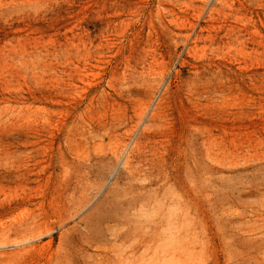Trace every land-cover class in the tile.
<instances>
[{"label": "rangeland", "instance_id": "374dc122", "mask_svg": "<svg viewBox=\"0 0 264 264\" xmlns=\"http://www.w3.org/2000/svg\"><path fill=\"white\" fill-rule=\"evenodd\" d=\"M0 264H264V0H0Z\"/></svg>", "mask_w": 264, "mask_h": 264}, {"label": "bare ground", "instance_id": "6f19581e", "mask_svg": "<svg viewBox=\"0 0 264 264\" xmlns=\"http://www.w3.org/2000/svg\"><path fill=\"white\" fill-rule=\"evenodd\" d=\"M168 76H169V75H168ZM167 78H168V77H167ZM166 80H168V79H166ZM163 81H165V80H163ZM165 82H167V81H165ZM163 83H164V82H163ZM126 84H127V83H126ZM135 84H136V83H135ZM133 85H134V84H133ZM133 85H132V84L126 85V86H127V90H128L129 92H133V91L137 90V89L135 88L136 85H134V86H133ZM138 85H139V84H138ZM160 85H161V84H160ZM162 85H163V84H162ZM162 85H161V86H162ZM137 87H138V86H137ZM162 87H163V86H162ZM164 87H165V86H164ZM124 88H125V87H124ZM159 88H160V87H159ZM121 89H122V88H121ZM122 90H123V92H125L126 89H125V90L122 89ZM122 90H121V92H122ZM158 91H160V93H161V88L158 89ZM136 92H137V91H136ZM160 93H159V94H160ZM122 94H123V93H122ZM132 94H133V93H132ZM125 95H126V92H125ZM133 95H134V94H133ZM157 95H158V93H157ZM131 97H132V96H131ZM154 97H155V96H154ZM152 100H154V99L152 98ZM155 100H156V98H155ZM154 103H155V102H154ZM150 104H151V102H150ZM150 107H151V105H150ZM147 108H149V107H147ZM145 109H146V108H145ZM156 112H157V111H156ZM156 112H154V113L152 112V113L155 114ZM147 113H148V111H147ZM147 113H146V114H147ZM157 113H158V112H157ZM144 115H145V114H144ZM141 116H142V113H141ZM144 117H145V116H144ZM153 117H154V116H153ZM151 118H152V117H151ZM139 119L142 120L143 117H142V118H139ZM152 119H154V118H152ZM148 120H149V119H148ZM117 121H118V120H117ZM149 121H150V120H149ZM150 122H151V121H150ZM153 122H154V121H153ZM153 122H151V123H153ZM156 122H157V121H156ZM113 123H114V122H112V124H113ZM148 124H149V123H148ZM156 124H158V123H155V125H156ZM113 126H115V125H113ZM147 126H148V125H147ZM149 127H150V126H149ZM149 127H148V128H149ZM114 128H115V127H114ZM151 128H152V127H151ZM104 129H105V128H104ZM109 129H110V128H109ZM111 129H112V128H111ZM98 130H99V132H101L100 129H98ZM89 131H90V130H89ZM104 132H105V130H104ZM89 133H90V132H89ZM102 133H103V132H102ZM99 134H100V133H99ZM96 136H97V135H96ZM98 136H99V135H98ZM93 137H94V136H93ZM98 138H99V137H98ZM100 138L102 139L101 136H100ZM90 139H91V137H90ZM90 139H89V140H90ZM94 139H95V138H94ZM94 139H92V141H93ZM96 139H97V138H96ZM92 141H91V142H92ZM99 141H100V139H99ZM93 144H94V143H93ZM93 144H92V145H93ZM100 148H101V147H100ZM114 154H115V153H114Z\"/></svg>", "mask_w": 264, "mask_h": 264}]
</instances>
